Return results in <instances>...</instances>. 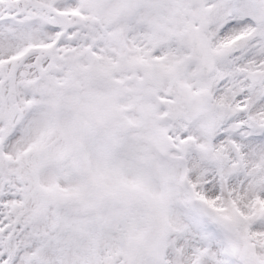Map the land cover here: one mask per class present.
Here are the masks:
<instances>
[{
  "label": "snow or ice",
  "instance_id": "obj_1",
  "mask_svg": "<svg viewBox=\"0 0 264 264\" xmlns=\"http://www.w3.org/2000/svg\"><path fill=\"white\" fill-rule=\"evenodd\" d=\"M0 264H264V0H0Z\"/></svg>",
  "mask_w": 264,
  "mask_h": 264
}]
</instances>
